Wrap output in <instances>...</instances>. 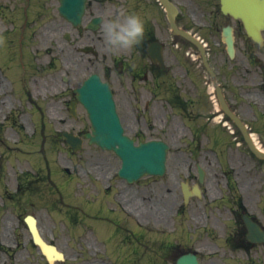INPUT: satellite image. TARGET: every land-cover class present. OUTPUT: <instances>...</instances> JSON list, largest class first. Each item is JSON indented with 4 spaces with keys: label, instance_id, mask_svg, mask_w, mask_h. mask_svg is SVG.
Instances as JSON below:
<instances>
[{
    "label": "flooded vegetation",
    "instance_id": "flooded-vegetation-1",
    "mask_svg": "<svg viewBox=\"0 0 264 264\" xmlns=\"http://www.w3.org/2000/svg\"><path fill=\"white\" fill-rule=\"evenodd\" d=\"M166 1L168 9L175 11L172 21L159 0H69L75 6L70 17L59 13L60 0L15 3L23 26L32 18L36 25L60 28L61 69L54 101L61 108L56 123L62 130L85 137V111L75 90L86 75L95 73L109 87L125 134L137 142L158 140L168 146L166 173L140 181L136 224L126 226V216L115 220V235L139 236L137 243L146 247L139 264H150L143 259L147 247H166L173 259L176 247L192 246L232 247L239 253L237 264H264V245L248 241L243 221L247 215L264 231V157L251 153L245 144L247 137L264 154V28L259 43L248 37L241 20L223 13L221 0ZM80 4L83 13L76 22ZM119 12L141 15L144 41L129 52L107 54L102 24ZM225 31L231 34V54ZM31 68L34 71L33 64ZM24 93L35 106L38 97L33 99L30 91ZM99 160L103 170L111 166L105 158ZM197 164L204 171L203 183ZM33 182L17 180L12 194L4 189L6 196L1 199L12 200L13 208L20 212L37 200L47 203L43 197L48 188L37 190ZM38 183L53 184L58 197L44 208L61 213L59 203L67 199L66 187L59 190L54 183L64 181L43 179ZM119 198L124 204L126 200ZM32 217L38 225V219ZM170 227L182 233L165 240V229ZM149 232L155 233L154 240H148ZM52 249L15 247V214L0 218V264H71L80 260L69 257L63 247H55L62 254L60 259ZM131 257V253L124 254L117 262L136 264L137 259ZM172 259L164 258L161 264H171ZM108 260L101 258L110 264Z\"/></svg>",
    "mask_w": 264,
    "mask_h": 264
},
{
    "label": "rangeland",
    "instance_id": "rangeland-1",
    "mask_svg": "<svg viewBox=\"0 0 264 264\" xmlns=\"http://www.w3.org/2000/svg\"><path fill=\"white\" fill-rule=\"evenodd\" d=\"M15 10H18L19 13L21 12L15 0H0V33L6 40L5 45L0 46V218H6L10 215L14 216L15 214V247H34L30 242V236L23 223L25 215L31 214L38 219V225L42 230L41 234L47 241L52 242L57 247H63L69 257H78L80 259L71 264H107L101 261V257L108 260L109 254L111 256L110 260H108L110 264H118L117 261L125 253H128L127 247H135L139 253L144 252L146 247H140L139 244L130 239V241L125 239L126 242L122 243V239L127 238L126 236L107 233L108 230H111V227L116 228V213L113 214L109 208H113L120 197L119 194L124 189L127 190L124 198L132 210H135L141 204V186H139V183L123 186L119 181L111 180L112 191L106 198L110 202L100 206V195H97V192L107 187L108 184L105 178L109 177L110 174L114 175V171L119 167V160L116 156L109 155L100 149L88 145L81 151L82 153L74 157L65 152L64 146L60 142H58L57 150L51 148L53 144L56 145V140L53 138L56 133L55 130L60 128L54 119L60 109L55 101L51 102L52 98L55 100L56 90L59 89V84L56 83L54 85V83L60 76V38L58 31L60 28L53 25L44 27V25L31 23L28 24L26 29L22 30V28L16 26L18 23L15 24L16 18L19 20L18 17H15L17 15ZM19 31L23 32L22 35L24 36L21 50H24L26 45L27 34L31 33L27 50L31 53L33 62L35 59V75L30 74L29 76L28 73H31L29 70L20 69L22 65L24 68L29 66L28 59L30 55L26 50L22 53L17 51L15 54V47H18V38H20ZM56 31H58V34H56ZM21 56H23V60H21ZM48 61L52 63L53 67L49 70L44 67ZM45 75H48V77ZM41 77L46 78V84L50 86L46 87L44 79ZM24 78L28 79L24 89H29L35 97H38V102L42 104L41 115L44 116V122L46 123L44 134L45 136L47 135L44 143V155L50 163L49 168L53 170L50 179L52 181L55 179L61 181L64 176V173L61 172L63 166H70L72 170L70 173L71 179H73L71 181V189L69 188L68 192L66 191L70 199L68 202L65 200V203L70 204L73 210L63 209L61 213H57L44 208V205L56 201L58 195L54 188H51L53 184L38 183V181L46 179L41 169L42 166H39L34 161V158L37 157V152L40 151L38 146L42 143V140L39 135L43 127L41 123L39 127V120L35 119V116H38L35 112L36 107L24 102V97L18 92V86L24 83L22 82ZM84 125L89 126L87 121ZM39 128L40 131L38 133ZM100 157L109 159L111 166L108 165V168L103 170L100 166ZM39 164L44 165V168L47 165L42 159L39 160ZM26 173L31 174L26 178H33L34 182L32 185L36 187L35 189L38 190V187H40L39 189L43 190V186L48 188L43 197L47 203L43 204L37 200L33 207L30 204L26 207V210L20 212V210L13 208L12 200L9 199L7 203L1 197L6 196L4 189L7 190L8 194H12L11 191L17 179L25 177ZM58 184L56 187L61 190ZM80 200L90 203L86 204L87 207H82L81 212L77 209L80 206ZM21 201L24 202L26 199L23 198ZM94 203L96 204L94 205ZM149 207L154 206L149 204ZM93 210H95L94 213H92ZM64 212H68V214L65 216ZM84 212H91L89 215L90 221L86 222L85 218L84 223H82L81 221L79 222V219L81 214L84 217ZM119 217L121 216H118V219ZM16 223H18V227ZM131 225H133V220ZM176 232L182 233L177 228L167 230L168 235L171 234L172 236ZM153 234L152 232L148 233V240L156 238V235ZM168 238L171 240V237ZM195 238L198 239V232ZM190 248L195 249L199 253L200 259L205 264H221L219 262L220 259L224 263L225 259L233 258L231 255L236 256V252L230 251L226 247H218V252L214 254H211V251L216 250L215 247L192 246L184 247L182 250ZM70 249H74L76 252H71ZM131 250L134 249L131 248ZM182 250L178 252H183ZM120 251L125 253L118 256ZM223 252H225L223 257H218V254ZM139 256L140 254L134 258L131 257V259H137L136 264H139L141 260ZM164 258L172 259V255L166 254L164 247H147V254L143 259L150 264L151 262L152 264H161V260H164ZM68 262H70L69 258ZM225 264H231V261H227Z\"/></svg>",
    "mask_w": 264,
    "mask_h": 264
},
{
    "label": "water",
    "instance_id": "water-1",
    "mask_svg": "<svg viewBox=\"0 0 264 264\" xmlns=\"http://www.w3.org/2000/svg\"><path fill=\"white\" fill-rule=\"evenodd\" d=\"M256 0H244L246 4L252 5ZM229 3V1H227ZM261 5V16L264 12V0H259ZM247 30L253 36L252 26L247 25ZM87 89V90H86ZM86 90V92H85ZM80 97L81 101L87 107L89 117L92 123L95 137L91 141L99 143L107 149H114L123 160L124 175L135 179L142 171L148 173L158 172L163 161V152L156 150L155 146L148 145L139 148H133L127 139L123 138L121 130L113 114V107L110 104L109 94L99 85L90 83L85 88ZM118 128V129H117ZM116 146H118L116 148ZM43 247V246H41ZM177 264H198L194 256L188 255L180 258Z\"/></svg>",
    "mask_w": 264,
    "mask_h": 264
},
{
    "label": "clouds",
    "instance_id": "clouds-1",
    "mask_svg": "<svg viewBox=\"0 0 264 264\" xmlns=\"http://www.w3.org/2000/svg\"><path fill=\"white\" fill-rule=\"evenodd\" d=\"M104 51L107 54L129 52L141 45L145 37V21L138 13H116L102 24ZM6 43L0 33V46Z\"/></svg>",
    "mask_w": 264,
    "mask_h": 264
},
{
    "label": "bare ground",
    "instance_id": "bare-ground-1",
    "mask_svg": "<svg viewBox=\"0 0 264 264\" xmlns=\"http://www.w3.org/2000/svg\"><path fill=\"white\" fill-rule=\"evenodd\" d=\"M105 160L109 163V159H106V158H105ZM126 204H127V203H126Z\"/></svg>",
    "mask_w": 264,
    "mask_h": 264
}]
</instances>
